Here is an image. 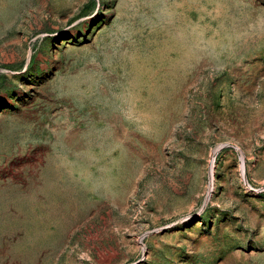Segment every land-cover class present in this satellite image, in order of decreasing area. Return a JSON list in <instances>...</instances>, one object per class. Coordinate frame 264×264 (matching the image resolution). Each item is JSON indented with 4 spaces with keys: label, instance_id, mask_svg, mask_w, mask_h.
Returning <instances> with one entry per match:
<instances>
[{
    "label": "rangeland",
    "instance_id": "rangeland-1",
    "mask_svg": "<svg viewBox=\"0 0 264 264\" xmlns=\"http://www.w3.org/2000/svg\"><path fill=\"white\" fill-rule=\"evenodd\" d=\"M0 264H264V0H0Z\"/></svg>",
    "mask_w": 264,
    "mask_h": 264
}]
</instances>
